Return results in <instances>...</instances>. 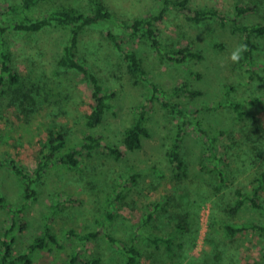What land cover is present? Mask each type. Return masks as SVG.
Segmentation results:
<instances>
[{
  "label": "rangeland",
  "instance_id": "rangeland-1",
  "mask_svg": "<svg viewBox=\"0 0 264 264\" xmlns=\"http://www.w3.org/2000/svg\"><path fill=\"white\" fill-rule=\"evenodd\" d=\"M18 1L0 0V11ZM88 1L49 0L35 7L29 15L38 18L61 7H74L86 12ZM248 1L251 0H191V6L197 9L214 8L232 15L235 3ZM254 1L257 2L258 12L244 17L243 21L248 24H264V0ZM104 3L111 11L112 17L86 28L78 40L79 57L91 67L102 85L113 94L110 100L111 108L106 112L104 121L94 128H88L85 124L86 114L90 110V86L79 74L65 72L55 66V59L68 41V30L52 26L42 29L38 34L29 35L8 29L3 36L18 73L25 79L32 80V83L38 80L42 91L46 92H41V97L45 95V100L42 97L43 101L40 100L39 103L43 105L42 110L36 112L29 122L18 119L16 111L5 109L8 95H0V113L4 112L0 120V252L3 249L2 241L13 238L12 256L17 258L25 255L30 259L28 264H67L69 256L78 251H82L86 258L100 257L101 264H122L117 245L109 247L104 239L81 243L75 236H68L67 232L84 234L96 230L97 225L93 220L95 217L103 219L108 195L117 194L128 174L135 171L142 172L143 177L139 179L137 187L122 201L120 208L114 212L119 217L114 222L107 223L105 227L114 236L124 239V236L127 237L132 231V226L144 218L146 208L153 209L154 204L163 205L168 198H173L172 195L177 194L179 189L175 188L176 183L171 179L170 168H165L162 160L166 151V128L172 127L176 121L174 116L161 106L160 101L165 99L169 103L193 109L202 104L219 102L226 94L227 86H232V91L229 89L230 99L258 98L260 102L256 106H246L251 115L242 121H237L230 109L198 114L206 129H222L226 132L227 136L223 142L227 145V169L234 177L221 194L201 204L197 222L190 221L191 228L194 229L195 244L189 252L191 261L184 264H264L263 232L249 229L237 234L234 242L230 243L222 228L224 222L235 225H264V216L249 205H245L235 217H229L219 209L225 207L232 199L234 186L249 189L254 172L264 170L263 159L257 157L252 161L253 152H246L247 148L243 144L247 135L252 139L256 135L264 134V84L249 80L246 66L239 65L242 52L238 59H232V53L242 45L240 34H233L228 26L222 28L211 21L194 25L170 7L162 21L157 24L164 44L158 52L138 37L129 39L119 23L121 20L128 22L133 18L157 12L160 0H104ZM0 21H5V18L0 17ZM107 32L119 35L125 48L136 52L143 60L149 79L136 83L130 77L118 50L107 39ZM254 41L258 45L254 52L255 70L264 77V38H254ZM187 43L201 52V60L190 59L184 64H170L164 61L162 55L168 47ZM218 44L222 48H215ZM192 73L195 76L199 74L200 77L196 78ZM150 82L157 85V93L152 92ZM186 82L192 89L200 90L202 95L192 99L184 94L171 93L173 87H179ZM150 99L152 104L147 108L150 138L143 140L141 150L128 154L126 159L120 161L94 153L90 158H82L79 169L74 171L52 163L40 179L33 177L37 166L36 159L46 141V131L49 128L65 133L64 152L76 146L86 134L95 133L104 136L106 142L122 147L123 130L134 119L132 110L138 105L149 103ZM258 123L261 124V129L256 133L254 129ZM231 136L235 138L234 144L230 142ZM182 149L189 165L190 178L201 184L213 182L200 171V139L192 126L186 129ZM220 150L224 152L223 147ZM7 161L14 162L30 176L29 188L34 192L33 198L25 197V182L6 165ZM154 162L161 164L164 178L158 179L150 171ZM186 187L189 188V185ZM195 197L193 196L192 201ZM184 198L186 201L185 196ZM200 200L201 198L197 203L192 202V216ZM262 200L264 201V192ZM21 206H24V209L20 218L13 217L11 210ZM169 210L172 214L175 209L170 206ZM179 212L177 209V213ZM52 214L56 217L51 228L57 243L62 247L48 242L45 249L30 251L34 239L43 232L44 221ZM165 214L157 210L154 212L157 219L153 220L152 226H157L154 231L160 236L168 234L173 227L172 222L168 224L169 218ZM12 218L23 219L26 228L21 229L17 224L12 226ZM10 226L11 231L4 237ZM144 234H147L146 230ZM146 244L147 241L144 242V250L150 251L151 248ZM159 245L164 248V244ZM142 264L150 263L146 261Z\"/></svg>",
  "mask_w": 264,
  "mask_h": 264
},
{
  "label": "trees",
  "instance_id": "trees-1",
  "mask_svg": "<svg viewBox=\"0 0 264 264\" xmlns=\"http://www.w3.org/2000/svg\"><path fill=\"white\" fill-rule=\"evenodd\" d=\"M46 1L49 0H19L17 3L7 5L0 11V17L5 18V21H0V95L7 94L9 98L5 109L16 111V117L18 119L29 122L36 112L42 110L43 105L39 103L45 100V95L42 96L43 100H41V92L46 91H42V86L38 80L32 83V80L25 79L15 69L12 53L7 48L8 45L3 37L4 34L8 29H12L14 32L33 35L38 34L46 27L57 26L68 30L69 38L62 46L59 55L55 59L56 65L55 63L54 65L56 68L65 72L72 71L79 74L82 80L90 86V110L86 114L85 124L88 128L99 126L104 121L106 112L111 108L110 100L113 94L111 90L109 92L102 85L91 67L79 57L78 40L79 35L86 28L109 20L112 17V13L105 5L104 0H89L88 11L86 12L74 7H61L54 12L38 18L30 17V11ZM170 7L177 10L186 21L194 25L211 21L222 28L228 26L230 32L233 34H240L242 39L241 43L244 47L241 50L239 65L246 66L247 72L249 73V80H256L264 84V77L260 76L255 70L256 61L254 60V52L258 49L254 38H264V24H248L243 21L244 17L254 15L258 12L259 8L256 1L251 0L246 3L237 2L234 4L233 14L228 15L214 8H194L191 6V0H160V7L157 12L144 17L133 18L128 22L120 19L119 25L129 39L138 37L153 50L160 52L164 44L160 37L157 24L162 21ZM106 37L111 45L118 50L126 64L127 73L136 83L149 79L143 66V60L137 56L135 51L125 48L119 35H113L107 32ZM215 48L219 49L222 46L218 44L215 45ZM162 56H164V61L170 64H184L190 59H202L201 52L195 50L190 43L177 47L170 46ZM195 77L198 78L200 75L196 74ZM44 85H47V83H44ZM150 85L152 92L157 93V85L152 82H150ZM227 89L226 94L219 102L202 104L193 109H188L185 106L175 103H169L165 99L160 101L161 106L167 109L176 121L172 127L166 128V151L162 160L165 168L167 166L170 168L171 179L176 183L175 188L179 189L177 194L172 195L173 198H168L167 202L163 205L154 204L153 209H150V207L146 208V215L140 222L132 226V231L127 237L126 235L124 236L126 239L114 236L111 231L106 230V224L114 222L119 217L114 212L120 208L122 201L128 197V193L134 190L133 188L137 187L139 179L143 177V173L140 171L132 172L128 174L125 183L121 186V190L117 194L114 196L108 195L103 219L95 217L93 220L97 225L96 230L87 231L84 234H76L73 231H68L67 235L75 236L81 243L104 239L109 247L117 245L119 247V257L122 264H142L146 261L150 264H184L191 261L192 258H190L189 252L194 247L195 238L193 236L194 229L191 228L190 221L197 222L196 219H198L197 215L201 204L204 201H211L212 197L221 194L222 190L231 184V178L234 177L227 169L229 167L227 145L223 142L225 136H227L226 132L222 129L213 131L206 129L203 120L198 118V114L218 111L220 109H230L235 115V119L242 121L251 115V112L247 110L246 106H256L260 102L258 98L246 100L230 99L229 95L233 88L232 86H227ZM171 93L175 95L184 94L192 99L202 95L200 90L192 89L188 82L183 83L179 87H173ZM148 102L147 104L138 105L132 110V117L134 119L123 130L122 147L106 142L104 136L95 133L86 134L78 142V146L70 147L64 152L66 146L65 133L56 132L53 128H49L46 131V141L42 144V148L36 159L37 166L33 177L40 179L52 163L60 165L61 167L63 166L69 171H74L79 169L82 158H90L94 153L111 158L114 161H120L126 159L128 154L141 150L143 140L150 138L147 124V108L151 107L152 99ZM3 115L4 112L0 113V120L3 118ZM188 126L194 127L200 139L201 153L198 160L200 171L210 177V180L212 179L213 182L207 181L201 184V182H194L190 178L189 165L182 149ZM259 129H261L260 123L256 125L254 130L258 133ZM230 142L235 143L234 136L230 137ZM243 144L248 150H245L246 152H253L254 157L253 159L251 158L252 161H255L257 157H260L264 161V134L256 135L252 139L250 135H247ZM222 147L224 148L223 153L220 150ZM6 165L25 182V197L29 199L33 198L34 192L29 188L30 176L14 164V162L7 161ZM150 171L158 179L165 177L161 164L159 165L154 162L151 164ZM187 184L189 188L186 187ZM190 184L192 185L190 186ZM249 184V189L234 186L232 199L225 207L219 209L229 217H235L245 205H249L264 216V201L262 200V193L264 192V170L254 172L253 180ZM184 196L186 197V201ZM193 196L196 197L192 201ZM199 198H201L200 203L196 205L194 216H192V202L197 203ZM167 206L168 209H166ZM170 206L175 209L172 214H170ZM23 207L21 206V208L11 210L12 216L19 217L22 209H24ZM177 209L180 210L179 213H177ZM156 210L166 213V217L169 218L168 224L172 222L173 227L166 235L160 236V234L154 231L157 226H152V222L157 219L154 215ZM175 213L177 214L175 215ZM55 217L52 214L44 221L43 232L34 239L33 244L30 246V251L45 249L48 242L56 247H62L57 243L51 228ZM19 218H12V226L17 224L20 225L21 229H25L26 222ZM12 226L4 233V237L11 231ZM222 228L225 238L230 243L234 242L237 234H241L249 229L264 233V225H258L256 223L235 225L230 222H224ZM145 230L147 234H144ZM145 241H147L146 245H148V248H151L150 251L147 249L144 250L145 246L143 245ZM160 243L164 244V248L159 245ZM13 244V238L8 241H2L3 249L0 252V264H28L30 259L27 256L20 255L17 258L12 256ZM82 253V251L72 253L69 256L67 264H101L100 257L86 258Z\"/></svg>",
  "mask_w": 264,
  "mask_h": 264
},
{
  "label": "clouds",
  "instance_id": "clouds-1",
  "mask_svg": "<svg viewBox=\"0 0 264 264\" xmlns=\"http://www.w3.org/2000/svg\"><path fill=\"white\" fill-rule=\"evenodd\" d=\"M243 47H244L243 45L238 46V48L232 53V59L233 60H236L239 58V54H240L241 50L243 49Z\"/></svg>",
  "mask_w": 264,
  "mask_h": 264
}]
</instances>
